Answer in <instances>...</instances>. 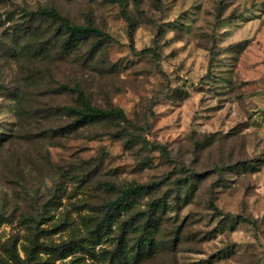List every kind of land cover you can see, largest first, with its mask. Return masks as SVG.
<instances>
[{
  "label": "rangeland",
  "instance_id": "1",
  "mask_svg": "<svg viewBox=\"0 0 264 264\" xmlns=\"http://www.w3.org/2000/svg\"><path fill=\"white\" fill-rule=\"evenodd\" d=\"M0 264H264V0H0Z\"/></svg>",
  "mask_w": 264,
  "mask_h": 264
},
{
  "label": "trees",
  "instance_id": "2",
  "mask_svg": "<svg viewBox=\"0 0 264 264\" xmlns=\"http://www.w3.org/2000/svg\"><path fill=\"white\" fill-rule=\"evenodd\" d=\"M108 1H121V0H108ZM38 16L41 19L44 20H51L53 22H57L58 28L57 30L59 32H62L65 34V41L66 45L65 47H73L75 42L79 38L88 37L91 35H101V32L96 29L92 28L90 26H83V25H77L72 24L66 17L61 15L60 13L56 12L54 9L44 8L37 12ZM79 95H83L81 90H77ZM65 112H68L70 115L75 116L68 125L65 126L67 131L69 129L75 130L81 125H85L91 122L99 121L102 119H108V118H114V117H123L124 113L122 110H105L102 108L92 107L88 103L85 104L84 108H77L76 106H65L63 108ZM62 129V128H60ZM146 188L145 185H139L131 187L129 190L125 192V195L135 194L138 195L140 192H142ZM118 203L115 205L111 204L108 209V214L115 213L116 209H118L120 206H123L126 202V198L119 199ZM108 214L106 216V219L108 217ZM76 249H81L83 252L93 255V250L87 248L85 244H76L72 248L68 250V253H73ZM67 256L66 253H62V257Z\"/></svg>",
  "mask_w": 264,
  "mask_h": 264
}]
</instances>
